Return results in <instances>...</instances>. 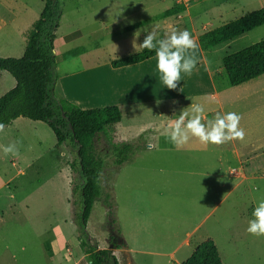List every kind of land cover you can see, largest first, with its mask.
Instances as JSON below:
<instances>
[{
	"label": "rangeland",
	"instance_id": "1",
	"mask_svg": "<svg viewBox=\"0 0 264 264\" xmlns=\"http://www.w3.org/2000/svg\"><path fill=\"white\" fill-rule=\"evenodd\" d=\"M43 1L0 0V23H5L0 29V58L22 55L26 42L19 31L38 18ZM177 4L188 7L180 20L126 32L129 26ZM262 7L264 0L63 2L54 39L57 62L53 74L60 80L85 71L72 82H62L66 91L73 101L85 100L90 106L105 100L119 103L122 121L115 128L113 141L133 147L130 161L117 168L105 138L99 136L96 142L97 155L103 161L101 194L85 228L87 244L101 249L118 244L123 247L121 241L130 245L134 226L143 237H152L153 243L172 241L183 234L185 226L199 224L197 235L213 238L225 264H264V236L245 231L256 200L264 197V75L226 87L218 99L212 96L206 76L211 69L215 87L225 85L222 59L264 40V26L205 52L195 39ZM153 28L158 37L173 29L190 32L197 45L192 50L197 64L191 75L182 74L176 89H166L159 82L156 62L150 60L146 68L132 72L133 87L138 86L128 99L127 91L106 93L98 99V82L106 87L114 82L111 78L116 69L110 61L143 50L133 41L141 44L147 35L145 30ZM69 35L76 36L67 40ZM79 47H85L86 53L62 59V54ZM0 73L4 78V83L0 81L1 95L14 82ZM192 102L203 104L205 112H211L208 120L216 113H238L244 139L207 147L190 139L180 149L172 146L165 138L164 125L168 117ZM9 144L16 145L17 155H5L0 150V264H72L63 252L53 255V240L60 243L64 253H70V258H76L77 264H87L68 185L73 179L70 146L65 143L64 148L59 147L46 125L25 118H17L0 131V146ZM246 158L249 166L244 172L248 175L242 180L238 176L243 173L239 160ZM113 255L119 264L130 262L124 253L116 251ZM136 259L134 264H149L146 257Z\"/></svg>",
	"mask_w": 264,
	"mask_h": 264
},
{
	"label": "trees",
	"instance_id": "2",
	"mask_svg": "<svg viewBox=\"0 0 264 264\" xmlns=\"http://www.w3.org/2000/svg\"><path fill=\"white\" fill-rule=\"evenodd\" d=\"M66 0H44L39 17L26 33V45L20 58H0V71L8 74L14 85L0 96V125H10L17 118L46 125L54 135L57 145L70 146L71 197L74 222L80 244L88 264H118L110 249H98L85 242V228L95 200L100 196V173L103 161L97 155L96 142L103 136L115 155L114 165L120 168L130 161L133 147L130 143L114 142L115 128L121 123V113L116 106L80 109L55 92L56 77L53 69L55 32ZM186 10L177 4L154 17V20L177 16ZM136 24L127 32L140 27ZM264 26V7L241 16L225 25L206 31L197 37L203 52L230 42L256 28ZM76 35H69V40ZM85 47L75 48L61 55L63 60L84 54ZM154 57V51L143 49L131 55L112 60L114 69L142 63ZM226 84L217 91L236 87L264 75V40L226 55L222 59ZM215 86L216 83L213 81ZM3 127V128H4ZM1 131V130H0ZM182 264H223L212 239H206Z\"/></svg>",
	"mask_w": 264,
	"mask_h": 264
},
{
	"label": "clouds",
	"instance_id": "3",
	"mask_svg": "<svg viewBox=\"0 0 264 264\" xmlns=\"http://www.w3.org/2000/svg\"><path fill=\"white\" fill-rule=\"evenodd\" d=\"M143 42L133 45L140 49L154 51L155 70L160 84L166 89H176L178 82L185 76L191 75L197 64L193 51L197 48L190 32L185 29L177 31L173 29L158 37L153 28L147 31ZM140 35V34H139ZM139 35L134 34L135 37ZM136 50V49H135ZM205 106L192 102L190 106L183 108L178 114L168 117L164 125V133L167 142L177 149L186 145L190 139H195L203 146H219L235 140H243L245 130L240 127L241 116L236 112L216 113L215 116L205 120ZM175 117V119H173ZM0 125V130L3 129ZM5 155H17L15 144L0 146ZM245 231L254 236H264V197H259L251 211Z\"/></svg>",
	"mask_w": 264,
	"mask_h": 264
},
{
	"label": "crops",
	"instance_id": "4",
	"mask_svg": "<svg viewBox=\"0 0 264 264\" xmlns=\"http://www.w3.org/2000/svg\"><path fill=\"white\" fill-rule=\"evenodd\" d=\"M185 12L188 13V7L187 6H186V10L183 13H185ZM183 13H181V14H183ZM181 14H178L177 16L165 18V19H162L160 21H157V20H154V18H151L149 20H143V21L135 23L133 25L141 23L142 25L140 27H142V29H143L144 27L154 26V24L158 23V22H163V23H165L166 21L174 22L175 20H180L181 19V17H180ZM155 21H157V22H155ZM34 22H35V20L29 26H27L25 29L23 28L22 30L19 31V34L22 35V38H24L25 42H26V33L31 28V26H32V24ZM4 26H5V23L1 22L0 23V29H3ZM169 26L172 27V24L169 25ZM140 27H138L136 29H139ZM131 31H133V30H131ZM197 37L195 38L196 40H197ZM24 49H25V47H24ZM23 52H24V50H23ZM23 52H22V54H23ZM150 60H154L155 61V59L153 57V58H151V59H149L147 61H144L142 63H139V64H135V65L127 66V67H122V68H116V70H115V72H113L112 78H111L114 82L111 81V83L109 85H107V87L105 85H103L104 83L99 84V82H98V84H97L99 86L98 87V91H99L98 99H103L106 96V93L111 95L113 93H121L122 91H125V92L127 91L126 92V96L127 97H125V99H128V95L133 93L134 87L138 86V85H135L133 87V77H132L133 73L132 72L134 70H137V69H141L142 70V69L146 68L145 67V65L147 64L146 62H150ZM141 64H144V66H141ZM205 64L207 66V62ZM84 74H86L85 71L81 72V73H78V74L77 73H75L73 75L71 74L69 76H66V77L60 79V80L56 79V83H55V89L57 88L56 89V91H57L56 94L59 95L61 98L67 100L68 102L74 104V105L77 104L78 106L77 105L76 106L79 107L80 109H95V108L116 106V107H118V109H119V111L121 113V110H120V107H119V103L115 102L114 100H105L103 102V104H102V102H99L101 104H96L97 106H90L88 103L85 102V100H81V99H80V101H76V102L72 100V98H71L72 96L69 94L68 91H66L67 88L64 87L62 82L64 80H68L69 82H72L76 77L82 76ZM206 76H207V80L210 82V85H211L210 89L212 90V96H214L216 99H218L219 98V94L221 92H223V90H225V88L220 90V92L216 91L217 89H216V87H215V85L213 83V74L211 72V69L206 71ZM0 81H2V83H4V78H3V75L1 73H0ZM142 83H144V78L141 80V84ZM10 88H8V90ZM8 90H6V91H8ZM100 91L102 92V94H100ZM4 93H2V94H4ZM95 103H98V102H95ZM87 106L89 108H87ZM210 114H211V112H204L205 120H202V122H205L206 120H208ZM121 121H122V117H121ZM58 146L59 147L63 146V148H64V144H61V145H58ZM150 148H151V146H150ZM65 155L68 158L70 156V155L66 154V152H65ZM247 161H248L247 158L245 160H243V161L241 159L239 160V164L241 165V170H242L243 173H239L238 176L242 180L246 179L247 175H248L247 172H244L245 169L247 170L246 167L249 166V162H247ZM68 182H69L68 185L70 186L71 185L70 184L71 180H69ZM68 200H69V198H68ZM183 226H185V225H183ZM198 230H199V224H196L195 226H193L191 228L188 227V226H185V228H183V231H184L183 234H181L177 239H172V241L160 240L161 242L159 240H157L156 243H153V241H152L153 238L152 237H146V235H144V237H143L142 233L138 229V226H137V228H135V226H134V229H132V234L130 235L131 236L130 237V241L132 243L129 245V244H125V242L121 241V244H122L123 247H121L118 244L117 246H113L110 250L112 251V254H115L116 251H119L120 253H124L126 255V257L128 259H130L129 264H134V261L136 263L137 256L146 257L148 259V261H149V264H182L184 261H186L190 257V255L192 254L194 249L200 243H202L206 239H212L213 240V238H211V236H208V235H205V236H201L200 235V236H198L197 235L198 234ZM146 234H148V233H146ZM141 241H143V243H141ZM213 242L216 245V242L214 240H213ZM216 247H217V245H216ZM97 248L101 249L98 246H97ZM51 249H52V252H53L54 256H60L62 254V252H63V254L65 255L66 259L69 261V263L73 262L72 264H77L78 260L76 258H70V253H64V249H62V246L60 245V243L58 241L53 240L51 242ZM217 250H218L219 256H220V258L222 260V263L225 264L224 260L222 258V255L220 254V251H219L218 247H217ZM130 257H132V259ZM117 263L119 264L118 261H117ZM87 264H88V262H87Z\"/></svg>",
	"mask_w": 264,
	"mask_h": 264
}]
</instances>
